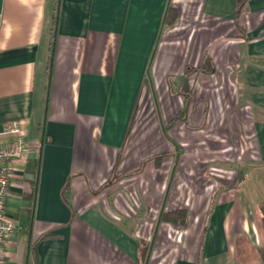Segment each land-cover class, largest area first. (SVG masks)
<instances>
[{
	"label": "crops",
	"instance_id": "0c3cea01",
	"mask_svg": "<svg viewBox=\"0 0 264 264\" xmlns=\"http://www.w3.org/2000/svg\"><path fill=\"white\" fill-rule=\"evenodd\" d=\"M13 120L9 264H264V0H0V134ZM211 163L240 178L189 204Z\"/></svg>",
	"mask_w": 264,
	"mask_h": 264
},
{
	"label": "built area",
	"instance_id": "2783aa9c",
	"mask_svg": "<svg viewBox=\"0 0 264 264\" xmlns=\"http://www.w3.org/2000/svg\"><path fill=\"white\" fill-rule=\"evenodd\" d=\"M27 128L21 120L9 121L0 134V264L8 263L6 246L18 229V220L7 211L13 170L10 162H24L29 159Z\"/></svg>",
	"mask_w": 264,
	"mask_h": 264
},
{
	"label": "trees",
	"instance_id": "16d2710c",
	"mask_svg": "<svg viewBox=\"0 0 264 264\" xmlns=\"http://www.w3.org/2000/svg\"><path fill=\"white\" fill-rule=\"evenodd\" d=\"M235 2H236V15L239 18L248 0H235ZM57 22H58V12L55 13L54 18H53V23H52L53 41L51 44V58H50L49 66L47 69L48 77L51 76V72H52V59H53L54 45L56 41ZM214 70H215L214 66L209 58H206L204 63L199 68L186 69L185 74L182 79V86L180 89V94L183 96L185 100V106H184V109L177 116V118H183V116L186 114V108L191 101V90H190L189 82H188V77L190 76V74L193 72H204V73L211 74L214 72ZM160 159H161V156L156 157V162H158ZM186 220H187V212L184 210L172 211L169 213H161V216H160V221L171 222V223L179 224V225H184ZM47 237L49 236H43V238H47ZM147 249H148V246L146 245L140 246L141 254L145 255L147 253Z\"/></svg>",
	"mask_w": 264,
	"mask_h": 264
},
{
	"label": "rangeland",
	"instance_id": "374dc122",
	"mask_svg": "<svg viewBox=\"0 0 264 264\" xmlns=\"http://www.w3.org/2000/svg\"><path fill=\"white\" fill-rule=\"evenodd\" d=\"M241 161L242 160H239V162ZM211 164L208 166L206 165L202 170L195 172L196 180L193 181V184L190 187L186 188L189 196L187 197L189 204H192L197 199V194L201 190L205 189L210 193L214 188L218 186L220 187L224 183L233 182L236 178H240L241 171L239 167H228L225 165H216L215 163ZM171 252L174 254L176 250H171Z\"/></svg>",
	"mask_w": 264,
	"mask_h": 264
}]
</instances>
